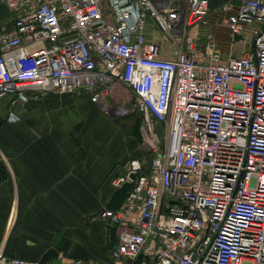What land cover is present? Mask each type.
Returning <instances> with one entry per match:
<instances>
[{
    "label": "built area",
    "instance_id": "built-area-1",
    "mask_svg": "<svg viewBox=\"0 0 264 264\" xmlns=\"http://www.w3.org/2000/svg\"><path fill=\"white\" fill-rule=\"evenodd\" d=\"M3 3L13 17L0 31V99L83 94L124 116L111 101L121 86L146 161L111 178L128 191L98 216L114 238L108 261L0 264H264V0ZM216 14L230 50L247 43L241 56L199 45Z\"/></svg>",
    "mask_w": 264,
    "mask_h": 264
},
{
    "label": "crops",
    "instance_id": "crops-1",
    "mask_svg": "<svg viewBox=\"0 0 264 264\" xmlns=\"http://www.w3.org/2000/svg\"><path fill=\"white\" fill-rule=\"evenodd\" d=\"M12 17L0 0V31H9ZM10 102L0 99V254L108 261L114 238L98 216L117 209L128 188L111 178L131 160L146 161L138 135L131 140V118L113 121L83 94ZM10 113L19 120L8 122Z\"/></svg>",
    "mask_w": 264,
    "mask_h": 264
},
{
    "label": "rangeland",
    "instance_id": "rangeland-1",
    "mask_svg": "<svg viewBox=\"0 0 264 264\" xmlns=\"http://www.w3.org/2000/svg\"><path fill=\"white\" fill-rule=\"evenodd\" d=\"M220 18L219 15H213L207 25L200 27L198 29L197 33V40L199 38V45L203 47L204 45L210 43L215 44L219 47L221 53L223 55H232L234 57H239L242 55L243 50L245 51L247 49V43L243 44H235V48L233 50H230V41L228 37V31L225 28V26L220 25ZM246 46V48H245ZM118 92L114 94L113 98H111L112 102H115L116 105L123 106L124 109H126L127 114L124 116L116 115L112 117L111 120H122L125 117L131 118V140L134 137L137 138L136 135H138V123L140 122V116L136 112L135 109V98L129 90L119 86ZM121 127L118 126L120 130L121 128H124V125L121 123ZM161 132V131H160ZM162 133V132H161ZM133 144V143H131ZM138 147V146H137ZM132 157V156H131ZM132 159V158H131Z\"/></svg>",
    "mask_w": 264,
    "mask_h": 264
},
{
    "label": "trees",
    "instance_id": "trees-1",
    "mask_svg": "<svg viewBox=\"0 0 264 264\" xmlns=\"http://www.w3.org/2000/svg\"><path fill=\"white\" fill-rule=\"evenodd\" d=\"M139 124V123H138ZM128 191V188L126 189ZM127 191H126V194H127ZM126 194H125V197H126ZM125 199V198H124Z\"/></svg>",
    "mask_w": 264,
    "mask_h": 264
}]
</instances>
